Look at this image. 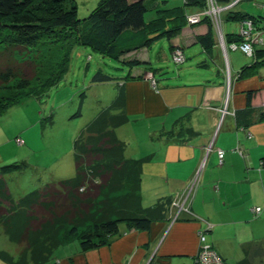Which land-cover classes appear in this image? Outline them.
<instances>
[{"label": "crops", "instance_id": "obj_1", "mask_svg": "<svg viewBox=\"0 0 264 264\" xmlns=\"http://www.w3.org/2000/svg\"><path fill=\"white\" fill-rule=\"evenodd\" d=\"M260 3L264 2L251 4L256 12L247 8L233 12L259 16ZM228 16V12L224 14L225 20H232ZM236 29L234 23L224 24V34ZM207 30V23L185 25L171 39L186 56L176 76L163 74L165 62L161 61L171 59V51L164 49L155 56L156 65L151 64L154 82L146 77L148 69H130L133 78L124 80L129 121L115 128L116 135L127 142V157L149 156L142 165L140 182L145 205L161 196L174 198L197 177L195 187L183 198L187 210L180 211L174 221L169 217L154 221L148 230L127 229L120 224V231L108 244L87 251L80 250L79 241L69 245L67 240L44 264H192L200 230L227 264H264V163H260L264 160V120H260L264 63L238 78L252 57L226 46V40L224 53L216 44L212 57L206 55L197 37ZM195 44L196 50H190ZM151 50L150 46L132 55L152 62ZM249 91H253V121L244 129L237 126L235 112L245 108ZM186 127L196 134H186ZM238 147L243 155L237 152ZM216 149L225 150L221 165ZM5 157L0 154V163ZM255 206H261L257 216L251 211ZM175 212V208L169 210L168 216ZM21 249L22 245L11 242L0 228V250L16 257ZM0 264L7 263L0 258Z\"/></svg>", "mask_w": 264, "mask_h": 264}, {"label": "trees", "instance_id": "obj_2", "mask_svg": "<svg viewBox=\"0 0 264 264\" xmlns=\"http://www.w3.org/2000/svg\"><path fill=\"white\" fill-rule=\"evenodd\" d=\"M78 2L0 0V91L13 88L21 92L39 78L41 62L33 53L42 42L60 47L69 45L59 74L67 70L70 53L76 45L88 46L104 57L117 59L128 69L126 75L116 80L101 69L92 75L91 84L113 82L115 94L108 102H100L96 114L76 135L73 176L48 181L15 196L6 174L26 164L14 161L0 165V228L11 242L22 245L16 257L0 250V258L7 264H44L58 246L74 235L78 237L80 250L87 251L108 244L120 231V224L127 229L148 230L154 221L169 217L171 197H158L150 205L143 203L142 165L149 156L127 157V142L116 135L115 128L129 121L124 80L133 78L130 69L142 66L153 75L152 62L132 53L166 38L172 60L175 49L183 52L181 46H173L171 39L186 25L185 17L191 13L186 6L197 7L195 11H198L205 0H183L181 6L173 7H162L161 0H97L84 16L79 15ZM151 10L155 15L146 20L145 14ZM228 15L236 27L242 17L251 16L233 11ZM207 24V32L198 35L197 42L202 52L212 57L217 43L213 26ZM224 40L228 41L226 46L238 42L237 29L225 33ZM249 57L251 64L242 66L238 78L264 63V47L255 48ZM59 76L47 85L56 84ZM252 93H247L245 108L235 112L239 128L247 129L253 121ZM21 100L0 98V116ZM74 115H80V111ZM260 120H264V106ZM184 130L190 136L196 134L191 127Z\"/></svg>", "mask_w": 264, "mask_h": 264}, {"label": "rangeland", "instance_id": "obj_3", "mask_svg": "<svg viewBox=\"0 0 264 264\" xmlns=\"http://www.w3.org/2000/svg\"><path fill=\"white\" fill-rule=\"evenodd\" d=\"M96 2L97 0H79V15L88 14ZM255 2H264V0H242L232 6L231 12L236 8H247L250 13L256 12V9L251 7ZM182 4L183 0H161L162 7ZM191 8L195 7L186 6L188 12L192 11ZM154 13L152 10L148 11L145 14L146 20L153 17L151 15H155ZM225 13L227 11L224 10L221 26L223 33L225 23H234L236 28L233 20H225ZM187 18L186 16L185 20ZM209 21L210 19L205 18L198 22H186V25L195 27ZM213 27L216 32L214 39L224 53L226 47L218 36L220 32L214 25ZM187 32L184 31L183 35L188 36ZM262 44L264 42L256 46ZM195 45L193 49H189L196 50L198 44ZM38 47L39 50H35L38 52L34 51L33 54H37L38 62H41L39 78L33 80L31 86L24 91L19 92L13 88H4L0 91V98L22 99L0 116V154L7 155L0 165L14 161H24L26 164L21 169H15L7 174L9 188L15 196L38 188L48 181L73 176V141L83 125L96 114L100 101L108 102L114 92L113 82L91 84L92 75L96 70L101 69L115 76L116 80L126 75L128 71L117 59L104 57L88 46L76 45L70 53L67 70L64 74H59L69 45L60 47V44L42 42ZM151 47L152 63L156 65L155 56L161 55L163 51L166 53L169 51L166 38L157 39ZM161 62H165L163 68L166 71L163 74L171 76H176L178 67L182 65V63H174L171 59ZM58 75L60 76L56 84L47 85L56 77L58 79ZM146 77L154 81L150 71H147ZM78 110L80 115H74ZM20 140L21 142H18ZM130 150H132V141ZM74 243H78V237L75 235L68 241L69 245Z\"/></svg>", "mask_w": 264, "mask_h": 264}, {"label": "built area", "instance_id": "obj_4", "mask_svg": "<svg viewBox=\"0 0 264 264\" xmlns=\"http://www.w3.org/2000/svg\"><path fill=\"white\" fill-rule=\"evenodd\" d=\"M242 0H205L204 6L195 12H191L187 14L188 17L186 19L187 23L198 22L202 19H210V24L216 27L217 31H219L218 36L222 40L223 44L224 33L221 31V26L223 22L222 12L225 10L227 12H231L232 6L236 3H239ZM261 7V14L259 16H245L240 19L237 23V37L240 39L238 42H233L229 45L232 49H240L246 55L251 56L254 52V47L256 44H261L262 40H264V3L259 4ZM214 29V27H213ZM215 32V29H214ZM216 34V32H215ZM172 60L174 63L179 64L185 60V56L181 49H175L174 54L172 56ZM154 82V81H153ZM222 113L226 111L223 108ZM250 137V133H248ZM18 142H21L18 141ZM237 152L243 155V151L241 148H236ZM217 161L218 164H222L224 161L225 150L224 149H216ZM261 164L264 163V160H261ZM196 178L192 177L188 182L183 192L177 193L174 198H172V202L170 205V211L175 208L176 212L171 216L172 219H175L179 216L180 211L187 210L184 206L183 198L187 197L193 190L196 185ZM185 196V197H184ZM251 211L254 216H257L261 211V206H255L251 208ZM199 238V248L197 253L194 256V261L192 264H226L225 261L219 256L215 248L212 246L210 241L207 239L206 235L203 231H198ZM181 264V263H176Z\"/></svg>", "mask_w": 264, "mask_h": 264}, {"label": "water", "instance_id": "obj_5", "mask_svg": "<svg viewBox=\"0 0 264 264\" xmlns=\"http://www.w3.org/2000/svg\"><path fill=\"white\" fill-rule=\"evenodd\" d=\"M225 109H226V107H225ZM209 147L211 148V145ZM169 219H171L172 221H174V220L178 219V217H176L175 219H172L171 216L169 215Z\"/></svg>", "mask_w": 264, "mask_h": 264}]
</instances>
